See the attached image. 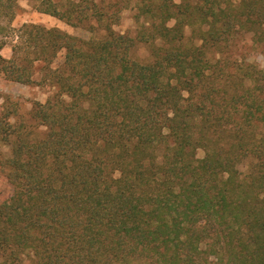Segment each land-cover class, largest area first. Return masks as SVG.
<instances>
[{"label":"trees","instance_id":"1","mask_svg":"<svg viewBox=\"0 0 264 264\" xmlns=\"http://www.w3.org/2000/svg\"><path fill=\"white\" fill-rule=\"evenodd\" d=\"M19 1L0 72L50 93L32 124L0 93V264H264V67L229 55L264 0H32L89 37Z\"/></svg>","mask_w":264,"mask_h":264},{"label":"rangeland","instance_id":"2","mask_svg":"<svg viewBox=\"0 0 264 264\" xmlns=\"http://www.w3.org/2000/svg\"><path fill=\"white\" fill-rule=\"evenodd\" d=\"M19 2L21 9L12 23L15 27H19L25 22H32L47 27L57 26L82 37H89L91 35V32L84 27H74L55 16L39 12L34 7V1L32 0H20ZM135 12L136 10L133 8L125 9L122 13L121 24L116 26V29L134 36L137 33L138 28V23L135 19ZM12 39V36L2 37V35H0V40H6L9 43L1 51V53L7 58L12 55ZM229 55H231L232 58L255 62L259 66L264 67V40H257L251 33L242 34L239 39L236 40L235 46L232 47V50L229 51ZM133 56L141 61L147 62L151 60L149 48L142 43L137 44V47L133 50ZM61 60L62 56H59L57 61L59 62ZM41 65L42 63L38 64V66ZM35 77H39L38 71L35 74ZM0 93L4 96H9L11 100L19 102V114L14 117V121L25 120L27 124H32L31 115L34 102H44L50 92L36 84H24L9 80L2 72H0ZM40 130H42L41 134H43L44 128H40ZM203 155V151L198 152L199 157H202Z\"/></svg>","mask_w":264,"mask_h":264}]
</instances>
